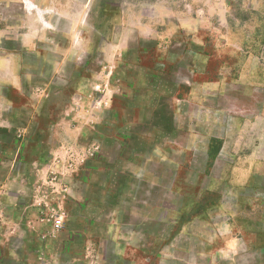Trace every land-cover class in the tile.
Returning <instances> with one entry per match:
<instances>
[{
    "label": "rangeland",
    "instance_id": "374dc122",
    "mask_svg": "<svg viewBox=\"0 0 264 264\" xmlns=\"http://www.w3.org/2000/svg\"><path fill=\"white\" fill-rule=\"evenodd\" d=\"M0 126V264H264V0H0Z\"/></svg>",
    "mask_w": 264,
    "mask_h": 264
},
{
    "label": "crops",
    "instance_id": "0c3cea01",
    "mask_svg": "<svg viewBox=\"0 0 264 264\" xmlns=\"http://www.w3.org/2000/svg\"><path fill=\"white\" fill-rule=\"evenodd\" d=\"M1 127V126H0ZM27 172L32 173L36 177H40L44 172V167H36L33 170L30 169H7L0 173V256L4 253H12L10 247L6 246V240L16 238L19 239L21 244L30 236L27 230H22L21 223L29 224L28 218H36L34 214L39 210V203L52 202L46 197H39L41 188L37 185L31 187V180L27 179ZM5 173V174H4ZM33 194V195H32ZM34 198L32 204L30 202V196ZM51 199H54L51 196ZM35 203V204H33ZM35 209H31V208ZM50 208L46 207V211ZM45 211V212H46ZM45 220L38 219L37 225L44 224ZM48 223V222H47ZM14 229V230H12ZM43 236L40 234L37 236V240L41 243Z\"/></svg>",
    "mask_w": 264,
    "mask_h": 264
},
{
    "label": "built area",
    "instance_id": "2783aa9c",
    "mask_svg": "<svg viewBox=\"0 0 264 264\" xmlns=\"http://www.w3.org/2000/svg\"><path fill=\"white\" fill-rule=\"evenodd\" d=\"M45 221L50 222L55 230H59L63 226V216L58 212V209L49 212Z\"/></svg>",
    "mask_w": 264,
    "mask_h": 264
},
{
    "label": "trees",
    "instance_id": "16d2710c",
    "mask_svg": "<svg viewBox=\"0 0 264 264\" xmlns=\"http://www.w3.org/2000/svg\"><path fill=\"white\" fill-rule=\"evenodd\" d=\"M220 150V142L218 140H211L208 151H207V159L211 163L218 155Z\"/></svg>",
    "mask_w": 264,
    "mask_h": 264
}]
</instances>
